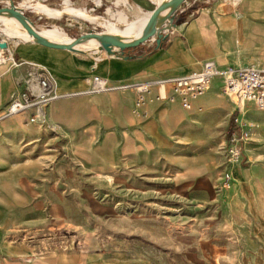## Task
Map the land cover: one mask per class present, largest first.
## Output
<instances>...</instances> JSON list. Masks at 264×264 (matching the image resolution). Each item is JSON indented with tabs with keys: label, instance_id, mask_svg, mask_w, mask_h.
Segmentation results:
<instances>
[{
	"label": "crops",
	"instance_id": "crops-1",
	"mask_svg": "<svg viewBox=\"0 0 264 264\" xmlns=\"http://www.w3.org/2000/svg\"><path fill=\"white\" fill-rule=\"evenodd\" d=\"M74 1L109 10L103 0ZM13 50L17 61L7 58L0 75V264H141L131 232L146 224L149 197L155 221L169 213L172 230L198 241L203 263L264 264V111L224 92L230 67L264 70V0H186L160 45ZM206 61L221 74L187 110L171 81ZM34 69L55 81L42 121L36 106L8 114ZM95 76L106 91H93ZM143 83L145 117L135 112ZM238 124L252 125V136L230 164L223 147Z\"/></svg>",
	"mask_w": 264,
	"mask_h": 264
},
{
	"label": "rangeland",
	"instance_id": "rangeland-1",
	"mask_svg": "<svg viewBox=\"0 0 264 264\" xmlns=\"http://www.w3.org/2000/svg\"><path fill=\"white\" fill-rule=\"evenodd\" d=\"M65 1L66 0H12L16 6L24 9L26 17L36 30H58L64 32L71 39L86 32L102 33L113 37L120 34L118 29L124 28L126 23L131 24L130 30L136 29L145 20V16L151 15L152 11L164 2L163 0H108V2L103 0L104 4L107 3L109 5V10L99 8L97 11L86 12L85 9L78 6L74 0H69L71 9L67 8L65 6ZM88 1V5H91L90 0ZM1 6H7L6 2L0 0V7ZM121 15L125 17L126 22L120 20ZM0 19H2V22H0V39L10 40L14 45V49L17 50L21 45L26 43L38 44L36 41L29 40L31 36L14 34L16 37H12L7 33L9 32L8 30L7 32L5 31L7 27L5 24L14 22H4V18L1 16ZM162 21L163 20H160L159 24H161ZM107 22L110 23L112 27L108 26ZM10 27L14 28V25ZM107 48L118 49V47L106 42H98L80 47V49L86 52H101ZM12 52L13 59L11 62L14 60L17 61V53H15L14 50ZM4 69L5 65H0V75L4 72ZM77 186L79 192L76 193L79 196H86L89 194V184ZM147 187L150 191L159 188V192H161V186L155 183L148 184ZM162 190L163 192L165 191V189ZM134 201L138 204L137 199ZM78 202L81 203L80 200ZM119 202H124V207H131L128 205V201H122V198ZM146 202L147 208H149L146 212V224L142 225L143 229H141V231L136 229L131 232L132 244L146 255V259H143L141 264H208L202 262V250H197L195 247L198 241L194 240L192 235L190 236V234L182 228H179L178 231L175 229L172 230L169 213L166 214V212H164L162 223L155 221L156 218L160 219V217L154 216V208H152L154 207V199L149 197ZM158 202L159 204L163 202L164 209L165 206H170V201L167 199L161 200V203L160 201ZM82 203L84 205H82L84 209L83 212L86 214L84 217L89 219V213H86V209H90L91 201L85 199ZM136 227L138 228V224ZM198 258L200 259L199 263L188 262L189 259L196 260ZM132 264L138 263L132 262Z\"/></svg>",
	"mask_w": 264,
	"mask_h": 264
},
{
	"label": "built area",
	"instance_id": "built-area-1",
	"mask_svg": "<svg viewBox=\"0 0 264 264\" xmlns=\"http://www.w3.org/2000/svg\"><path fill=\"white\" fill-rule=\"evenodd\" d=\"M7 4V3H6ZM169 29H164L163 39ZM151 40L156 41V38ZM149 40V41H151ZM161 41V43H162ZM0 42H6L7 48L0 50V65L7 61L9 56L13 59L14 45L10 40L0 39ZM160 43V44H161ZM226 73L224 92L231 97L239 106L247 102L254 103L256 107L264 111V70L253 67L242 69H234L230 67ZM221 74L215 61H206L201 71L191 75L179 77L171 81L175 96L180 99L182 106L190 110L193 103L201 98L207 91L210 82L214 77ZM28 88L19 98L13 99L8 106V114L12 115L23 111L31 106H36L38 110L37 119L44 120V105L55 98V81L42 69H34L29 74L27 80ZM93 91L103 92L109 87L107 80L95 76L92 82ZM136 89L139 96L135 105V112L139 116L145 117L143 111L144 94L148 92V84H138ZM238 128H234L223 147L228 163L236 164L242 160L243 147L246 141L252 136V125L247 127L238 124Z\"/></svg>",
	"mask_w": 264,
	"mask_h": 264
},
{
	"label": "water",
	"instance_id": "water-1",
	"mask_svg": "<svg viewBox=\"0 0 264 264\" xmlns=\"http://www.w3.org/2000/svg\"><path fill=\"white\" fill-rule=\"evenodd\" d=\"M3 2L7 3V6H1L0 7V15H7L9 17H12L16 19L29 33H31L34 36V39L36 43L39 45L55 50V51H61V50H68V51H78V49L75 47L77 43L80 41L87 39V38H94L98 41H108L113 46L118 47L119 50H125L128 48H134L137 47L152 38H156V43L160 45L162 39H163V30L170 29L172 24V16L174 12L179 8L186 0H171L164 5H160L156 7L152 14L146 23L143 31L142 36L137 39L136 41L132 43H122L116 39L110 38L102 33H96V32H86L81 33L74 38H72V41L67 45H54L47 41L40 33L34 28V26L30 23L28 18L24 15L23 11L19 9L12 0H1ZM172 6L171 13L167 16V18L162 21L161 24H159V21L157 20L159 13L166 7ZM6 42H0V50L7 48ZM109 49V48H107Z\"/></svg>",
	"mask_w": 264,
	"mask_h": 264
},
{
	"label": "bare ground",
	"instance_id": "bare-ground-1",
	"mask_svg": "<svg viewBox=\"0 0 264 264\" xmlns=\"http://www.w3.org/2000/svg\"><path fill=\"white\" fill-rule=\"evenodd\" d=\"M163 1L164 2H162V5H164L165 3H167V2H169L171 0H163ZM65 6L67 8H70L69 0L65 1ZM171 11H172V6H168V7L164 8L159 13L157 20L158 21H160V20L164 21L167 18V16L171 13ZM62 13H64V12H62ZM0 16L4 18L3 19L4 22H6V21L7 22H14V23L5 24V25H7L5 31L7 32V30H8L9 32H7V33L9 35H11L12 37H16L14 34H21V35L28 36V37L31 36V39H29V40L35 41L34 36L31 33H29L16 19H14L12 17H9L7 15H0ZM150 16L151 15L145 16L146 17L145 20L136 29L130 30L131 24L126 23V26L124 28H119L118 29V31L120 33L119 35H116V36H113V37L108 36V37L116 39V40H118V41H120L122 43H132V42L136 41L137 39H139L142 36V31H143L146 23L148 22ZM120 20L123 21V22H126V19H125V17L123 15H121ZM0 22H2V19H0ZM11 25H14V28L10 27ZM107 25L111 26L110 23H108V22H107ZM37 31L47 41H49L50 43H52L54 45H67V44H69L72 41V39L69 38L64 32H61V31H58V30L44 29V30H40V31L37 30ZM120 37H123V38H120ZM98 42L99 43H102V42L108 43V41H106V40L98 41V40H96L94 38H87V39H84V40L80 41L79 43H77L75 47L77 49H80V47H82L84 45H91V44L98 43Z\"/></svg>",
	"mask_w": 264,
	"mask_h": 264
}]
</instances>
